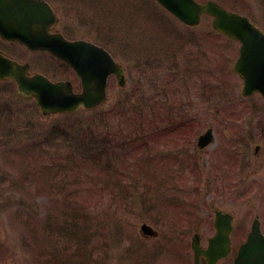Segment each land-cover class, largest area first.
I'll return each instance as SVG.
<instances>
[{"label": "rangeland", "instance_id": "374dc122", "mask_svg": "<svg viewBox=\"0 0 264 264\" xmlns=\"http://www.w3.org/2000/svg\"><path fill=\"white\" fill-rule=\"evenodd\" d=\"M50 1L69 37L90 39L104 46L123 65L126 92H120L115 82L110 84L109 106L132 92L134 95L130 96L136 103L140 98L134 96L142 97V104L122 109L123 115L112 117L103 132L129 131L125 132L129 140L126 145L145 154L146 139L158 138L160 130L168 127L171 129L168 138L178 139L166 143L161 138L159 142L151 139L150 144L157 143L152 150L156 148L165 153L183 148L186 168L181 172L173 165L168 173L155 179V173L154 178L144 176L143 170L133 169L123 156V162L132 171L118 168L127 172L126 178L120 176L121 182L112 183L104 191L100 187L102 180L95 177L98 170L88 163L85 165L83 157L81 160L74 156L76 169L92 173L89 182H94L95 187L84 184L81 171H78V184L69 185L76 175L73 172L72 179L71 174L68 177L66 174L64 179L61 171L56 182L58 187L67 185L65 190L47 189L39 178L43 174L40 162L44 160L37 157L38 147H33L34 150L30 146L36 140L47 145L48 131L59 123V118L37 117L35 108L29 109V103L15 98L12 82H0V121L7 120L0 123V132L13 133H0V264H59V260H53L57 252L63 257L59 259L67 258L62 264H192L191 235L199 231L205 245L214 232L213 213L218 209L234 216L231 235L234 251L245 240L255 217L260 219L264 232V109L259 96L242 98L240 95L242 82L232 71L238 46L225 39H205L203 33L211 31L209 20H203L196 29L183 31L190 37H199L201 33L202 37L196 40L175 36L164 25L170 21L174 22L169 25L173 30L182 27L163 14L152 0ZM218 1L226 7L236 6L264 29V0ZM83 19L84 25L80 23ZM161 25L171 35L166 33L162 37ZM0 49L19 61L29 62L33 71L57 77L42 57L27 55L7 45H0ZM153 60L159 61V67L153 62L147 64ZM208 74H213L214 86L206 85L203 94L199 88L184 93L187 99L181 103L186 107L179 109L175 104L182 98V87L193 85ZM163 104H166L162 111L167 112V118L163 119V115L156 127L143 125L152 111ZM212 105L215 107L209 108ZM216 118L218 123V119L224 122L216 128L215 142L201 151L196 150L193 142L197 135L207 124L216 122ZM93 120H96L95 112L77 113L62 118L59 124L73 135H79L83 122L88 124ZM180 121H185L184 132L177 136L172 133L171 122ZM27 122L32 125L24 132L31 131V136L25 137L19 129ZM222 129L227 130L228 137L223 136ZM38 134L41 137L34 139ZM256 146H259L257 152ZM29 148L32 153H28ZM61 150L52 149L53 158ZM112 153L117 156L115 151ZM141 155L138 153L139 159ZM174 155L171 152L170 157ZM227 162L232 165L225 168ZM171 164L169 160L167 166ZM118 188L119 192L114 193L119 199L115 202L110 194ZM67 195L73 198L71 203L65 199ZM123 197L128 198L125 205L120 203ZM77 207L80 211L72 214ZM141 223L157 230L158 237L140 238ZM219 264H230V257Z\"/></svg>", "mask_w": 264, "mask_h": 264}, {"label": "water", "instance_id": "95a60500", "mask_svg": "<svg viewBox=\"0 0 264 264\" xmlns=\"http://www.w3.org/2000/svg\"><path fill=\"white\" fill-rule=\"evenodd\" d=\"M156 1L187 25H196L202 14L212 16V27L215 30L240 43L234 71L244 81L242 94L247 96L259 92L264 99V34L246 17L228 12L211 1L204 5L194 0ZM38 7L43 8L45 4L38 0H0V13L11 15L6 24L3 23L4 19L1 20L0 34L25 44L30 50L47 49L64 60L80 78L82 92L74 94L68 84L51 83L40 75L27 77L26 65L17 64L0 53V78H13L20 97L35 98L41 113L48 116L57 112L76 111L81 106L91 108L103 102L109 74H114L120 85L124 84L125 77L121 68L102 48L83 41H55L44 30L36 29L33 15ZM211 140L209 130L199 137V146L203 147ZM230 222L228 214L216 213L217 234L210 239L209 248L205 251L198 247L196 237L193 238L196 264L202 253L207 256L208 264H216L220 257L229 252ZM140 232L146 237L157 235L146 224L140 226ZM234 264H264V236L260 233L257 221L253 223L247 241L240 246Z\"/></svg>", "mask_w": 264, "mask_h": 264}, {"label": "trees", "instance_id": "16d2710c", "mask_svg": "<svg viewBox=\"0 0 264 264\" xmlns=\"http://www.w3.org/2000/svg\"><path fill=\"white\" fill-rule=\"evenodd\" d=\"M123 92H126V91H123ZM123 94H125V93H123ZM130 95L125 94L122 98L118 99L117 103H115L109 107H104V108H101V109H98L97 111H95L96 120L89 121L87 127L85 129H83V131H81L82 132L81 136L84 135V139L82 137L83 149H82L81 157L84 156V148L85 147L95 146L97 148V146H98L101 148L103 146V144H101L98 141L99 138L104 134L103 130H102L103 127L106 129L105 126L108 125V123L110 122V119L112 117L123 115V114H121L122 109H125V108L129 109L131 107L132 98ZM87 113H90V112H87ZM125 131H127V130H125ZM127 132H129V131H127ZM109 144H112V139L107 137V145H109ZM43 152H44V148H43V145H41L38 153L42 154ZM97 155H95L93 153H90V154L87 153V155H86L87 160L84 159V164L86 165L88 163V166L91 165V166L95 167L96 170H98V173L95 174V177L97 178L98 181L102 180V183H100V187H101V189H104V191H105L106 189H109V185H111L112 183L118 184V182L122 181L120 178L121 172L120 171L118 172V170L113 171L109 162H106L107 161L106 159H105L106 160L105 163L102 164L101 160H99V158H101L100 155L99 154H97ZM42 157L44 158V156H42ZM81 157H79V158L82 160ZM40 160H41V157H40ZM75 160H76L75 157H71L69 160H67L65 162V165L60 164V162L54 163V160H52L51 163L47 162L48 164L40 162V165L43 168V174H41L40 173L41 170H39L38 175L41 174V176H39V178L42 180V186H46L47 189L53 190L55 187L53 184L56 180V177L58 176V173L61 171H66L68 174H71L70 178H72V179H73V172H74V174L76 175L77 178H74L73 182L70 183L69 185L78 184V177H79L78 171H81L83 173V176H84V184L89 183V185H91L92 187H95L94 182H89V177L92 176V173H84V171H82L81 169H76L78 167V165L75 163ZM93 160H94V162H93ZM60 161L62 162V159ZM44 168L46 169V171ZM90 171L92 172L94 170L90 169ZM116 191L119 192V188L114 189L113 192L110 194L111 200L115 201V202L119 199V198H117V195L114 193ZM65 199H70L69 195H67L65 197ZM72 201H73V198L70 199L68 202L71 203ZM120 203H122L123 205L127 204L128 198H125V197L120 198ZM78 211H80V209L77 207V210H74L72 214L76 215ZM72 214H70V216H72ZM59 258H63L62 254H59V252L54 254L53 260H59V264H62V261L67 260V258L65 260L59 259Z\"/></svg>", "mask_w": 264, "mask_h": 264}, {"label": "flooded vegetation", "instance_id": "af4514ba", "mask_svg": "<svg viewBox=\"0 0 264 264\" xmlns=\"http://www.w3.org/2000/svg\"><path fill=\"white\" fill-rule=\"evenodd\" d=\"M51 31V33H57V32H60L64 37L68 38L64 32L61 30V27H60V21H58V24L56 27L52 26L50 27L49 29ZM0 45H8V47H13L15 48V46H17V44L13 43V42H5V41H2L0 39ZM1 50V49H0ZM3 51V50H1ZM3 53L6 55V56H9L6 54V52L3 51ZM50 57V56H48ZM48 61L50 62V65L49 67H52L53 70L52 72H56L57 73V77H56V80H59V81H67L69 80V77L66 76V72H70V69L62 62H57L55 61L52 57L48 58ZM47 75V74H46Z\"/></svg>", "mask_w": 264, "mask_h": 264}]
</instances>
